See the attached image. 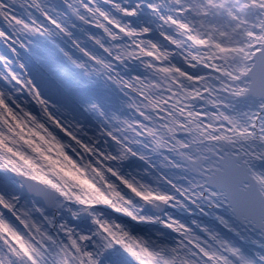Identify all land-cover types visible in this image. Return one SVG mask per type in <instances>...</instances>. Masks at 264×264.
I'll use <instances>...</instances> for the list:
<instances>
[{
	"label": "snow or ice",
	"instance_id": "6c2138e0",
	"mask_svg": "<svg viewBox=\"0 0 264 264\" xmlns=\"http://www.w3.org/2000/svg\"><path fill=\"white\" fill-rule=\"evenodd\" d=\"M0 264H264V0H0Z\"/></svg>",
	"mask_w": 264,
	"mask_h": 264
}]
</instances>
